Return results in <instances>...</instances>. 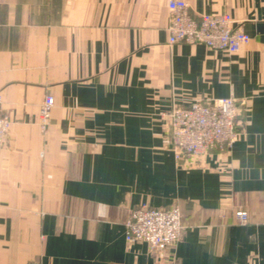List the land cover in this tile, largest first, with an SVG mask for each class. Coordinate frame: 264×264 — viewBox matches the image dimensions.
Masks as SVG:
<instances>
[{
	"label": "crops",
	"instance_id": "0c3cea01",
	"mask_svg": "<svg viewBox=\"0 0 264 264\" xmlns=\"http://www.w3.org/2000/svg\"><path fill=\"white\" fill-rule=\"evenodd\" d=\"M168 1L0 0V264H264V0H186L232 14L236 53L170 44ZM231 95L232 148L178 161L164 114ZM141 204L181 208L174 248L126 240Z\"/></svg>",
	"mask_w": 264,
	"mask_h": 264
},
{
	"label": "built area",
	"instance_id": "2783aa9c",
	"mask_svg": "<svg viewBox=\"0 0 264 264\" xmlns=\"http://www.w3.org/2000/svg\"><path fill=\"white\" fill-rule=\"evenodd\" d=\"M169 43H205L208 47L238 52L249 44L251 35L229 12L194 14L186 0H169ZM3 95L0 91V148L9 140L12 120L2 110ZM235 96L195 99L189 105L174 104L164 115L169 122V135L178 161L195 159L214 150L231 149L238 140V106ZM55 105L53 94H46L39 112V123L44 132L50 126L51 112ZM238 220L248 221V212L238 210ZM186 226L178 205L154 208L141 204L131 209L126 222V240L147 242L154 253L174 248L181 240Z\"/></svg>",
	"mask_w": 264,
	"mask_h": 264
},
{
	"label": "water",
	"instance_id": "95a60500",
	"mask_svg": "<svg viewBox=\"0 0 264 264\" xmlns=\"http://www.w3.org/2000/svg\"><path fill=\"white\" fill-rule=\"evenodd\" d=\"M171 145H173V142H171Z\"/></svg>",
	"mask_w": 264,
	"mask_h": 264
},
{
	"label": "rangeland",
	"instance_id": "374dc122",
	"mask_svg": "<svg viewBox=\"0 0 264 264\" xmlns=\"http://www.w3.org/2000/svg\"><path fill=\"white\" fill-rule=\"evenodd\" d=\"M6 146V145H5Z\"/></svg>",
	"mask_w": 264,
	"mask_h": 264
}]
</instances>
